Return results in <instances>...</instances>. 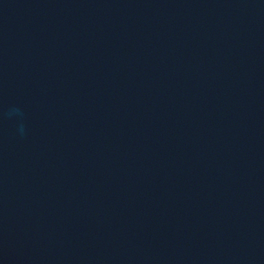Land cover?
<instances>
[{
  "label": "water",
  "instance_id": "95a60500",
  "mask_svg": "<svg viewBox=\"0 0 264 264\" xmlns=\"http://www.w3.org/2000/svg\"><path fill=\"white\" fill-rule=\"evenodd\" d=\"M0 264H264V0H0Z\"/></svg>",
  "mask_w": 264,
  "mask_h": 264
}]
</instances>
